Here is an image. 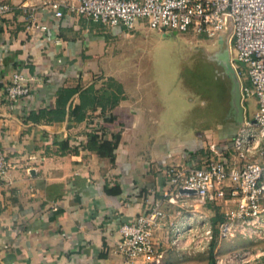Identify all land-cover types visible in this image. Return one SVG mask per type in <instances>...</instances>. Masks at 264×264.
Segmentation results:
<instances>
[{
	"label": "crops",
	"instance_id": "obj_1",
	"mask_svg": "<svg viewBox=\"0 0 264 264\" xmlns=\"http://www.w3.org/2000/svg\"><path fill=\"white\" fill-rule=\"evenodd\" d=\"M0 1L15 5L0 16V147L12 163L0 193V264H123L120 224L147 210L153 199L163 200L166 214L176 207L161 197L165 164H202L215 154L213 146L233 153L228 147L242 120L254 116L257 99L241 97L240 111L230 84L226 106L232 108L224 120L199 128L208 117L203 112L188 128L180 127L174 124L179 114H169L172 89L165 76L150 66L132 67L145 51L138 46L148 40L140 31L145 24L130 31L67 7L55 16L44 0ZM200 41L190 39L188 47ZM229 63L241 87L247 73ZM18 70L36 80L29 97L13 100L6 84ZM82 93L85 107L76 112ZM183 94L192 109L198 98L208 104L201 90ZM215 204L226 218L236 207L231 201ZM259 242L264 249V236ZM149 261L140 257L131 264L154 263Z\"/></svg>",
	"mask_w": 264,
	"mask_h": 264
},
{
	"label": "built area",
	"instance_id": "obj_2",
	"mask_svg": "<svg viewBox=\"0 0 264 264\" xmlns=\"http://www.w3.org/2000/svg\"><path fill=\"white\" fill-rule=\"evenodd\" d=\"M55 16L64 8L79 15L112 26L134 30L139 23L158 30L186 32L194 28L199 35L217 36V43L229 42L236 54L234 63L247 66L248 80L241 84L242 97H256L258 108L252 118L242 125L228 149L214 148L215 154L202 164L181 161L164 166L166 186L163 199L180 203L194 195L203 203L219 200L233 202L234 209L226 212L222 230L230 233L235 224H254L264 214V0H78L65 4L61 0H44ZM14 4L0 1V16L13 11ZM39 27L46 28L40 24ZM228 32L226 38L223 33ZM35 77L24 70L14 71L6 84L10 99L29 97L34 90ZM12 167L8 151L0 147V193L8 170ZM166 214L162 199H153L151 206L119 226L118 250L124 255L123 264L140 257L159 262V238ZM204 236L213 235V226L204 220ZM235 229V228H234ZM184 227L176 225L174 241L180 242Z\"/></svg>",
	"mask_w": 264,
	"mask_h": 264
},
{
	"label": "rangeland",
	"instance_id": "obj_3",
	"mask_svg": "<svg viewBox=\"0 0 264 264\" xmlns=\"http://www.w3.org/2000/svg\"><path fill=\"white\" fill-rule=\"evenodd\" d=\"M140 31L148 40L142 45L138 44L139 51H145L134 58L132 67L143 70L144 67L150 66L155 72L159 71L160 77L165 76V82L172 89L166 101L168 105L170 104L168 109L172 111L169 114H179L180 118V122L174 124L188 128L194 124L199 116L198 113L204 115L203 112L208 117L205 118L203 125L197 123L199 128L205 124L216 125L219 119L224 120L232 108L230 103L229 107L226 106L231 99L229 86L235 84V92L237 84L232 74L235 68L222 58V52L229 42H225L223 47L218 44L211 45L212 42H217V36L199 35L194 28L186 32H175L153 29L145 25ZM223 34L226 38L229 37L228 32ZM190 39H201V41L195 42L194 49H190L188 47ZM228 50L232 62L231 57L235 56L236 51L232 44ZM131 51V45H127L125 52ZM237 64L238 69L243 72L241 75L244 76L247 73V66L239 62ZM240 78L241 84H244L245 79ZM184 90L191 92L192 96H196L201 90L203 97L208 99L207 106H202L201 99L198 98L194 108H190L191 99L183 94ZM180 203L182 204L175 203V209L170 210L162 218L160 230L164 243H160L158 249L161 253L160 261H149L150 263L208 264L210 248L212 243H215L217 264H264V249L259 242L264 236L261 232L264 221L255 220L254 224L250 225L235 224V229L226 233L222 230V224L227 218L221 211V206L215 203H203L194 195L187 196ZM195 212L202 216L196 217ZM204 220L209 221L213 226V236L208 239L203 232ZM176 225L184 227V235L180 242L174 241L173 231Z\"/></svg>",
	"mask_w": 264,
	"mask_h": 264
},
{
	"label": "trees",
	"instance_id": "obj_4",
	"mask_svg": "<svg viewBox=\"0 0 264 264\" xmlns=\"http://www.w3.org/2000/svg\"><path fill=\"white\" fill-rule=\"evenodd\" d=\"M81 99H82V101H81V104H79V105H76L75 106V108H74V111H76V112H78V110H82L83 109V107H85V103H84V99H85V95H83V93H82V95H81ZM116 97V96H115ZM89 98H92V99H89ZM87 99L88 100H93V99H95V95H92V96H90V95H87ZM117 100H118V96H117ZM116 101V100H115ZM57 113V111L56 110H48V111H46V110H41L40 111V114H45V113ZM33 114V113H32ZM110 191H114V190H116V189H109ZM215 243H212V245H211V248H210V260H209V262H208V264H217V260H216V256H215Z\"/></svg>",
	"mask_w": 264,
	"mask_h": 264
},
{
	"label": "water",
	"instance_id": "obj_5",
	"mask_svg": "<svg viewBox=\"0 0 264 264\" xmlns=\"http://www.w3.org/2000/svg\"><path fill=\"white\" fill-rule=\"evenodd\" d=\"M221 44H223V42H221ZM222 58L229 63V60H230V52L228 50V47L224 50V52H222ZM235 97H236L237 106L239 107V110L241 111V109H242V107H241V97H242V94H241V87H240L239 81H238V83L236 85V88H235Z\"/></svg>",
	"mask_w": 264,
	"mask_h": 264
}]
</instances>
